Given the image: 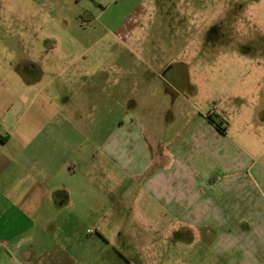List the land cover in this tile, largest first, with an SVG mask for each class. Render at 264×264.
Here are the masks:
<instances>
[{
	"label": "crops",
	"instance_id": "obj_1",
	"mask_svg": "<svg viewBox=\"0 0 264 264\" xmlns=\"http://www.w3.org/2000/svg\"><path fill=\"white\" fill-rule=\"evenodd\" d=\"M68 1L109 30L120 23L110 13L137 0ZM47 2L55 19L63 7ZM84 81L80 93L61 94L56 117H42L40 145L25 133L18 183L4 178L16 159L4 155L13 133L0 126V264H264V171L225 161L226 134L205 113L163 150L153 135L152 147L143 124L112 116L99 86Z\"/></svg>",
	"mask_w": 264,
	"mask_h": 264
},
{
	"label": "rangeland",
	"instance_id": "obj_2",
	"mask_svg": "<svg viewBox=\"0 0 264 264\" xmlns=\"http://www.w3.org/2000/svg\"><path fill=\"white\" fill-rule=\"evenodd\" d=\"M58 4L51 19L47 0H0V126L13 133L2 150L16 159L5 181L24 179L25 133L40 145L44 116L56 117L61 94L80 93L84 80L99 86L103 108L138 120L162 150L190 120L217 112L226 120L225 161L264 171V0H137L110 13L111 22L120 20L110 31L80 19L78 4ZM113 77L122 84L107 82ZM71 83L74 91L58 92Z\"/></svg>",
	"mask_w": 264,
	"mask_h": 264
},
{
	"label": "trees",
	"instance_id": "obj_3",
	"mask_svg": "<svg viewBox=\"0 0 264 264\" xmlns=\"http://www.w3.org/2000/svg\"><path fill=\"white\" fill-rule=\"evenodd\" d=\"M213 115L218 116L220 118H222V116L216 112V113H214L212 115L211 114L209 115V120H210L211 123H213L214 125H216V127H217L218 130H220L221 132H225L226 126L223 127L222 126V123H225L226 120L223 118L220 122L219 121H215Z\"/></svg>",
	"mask_w": 264,
	"mask_h": 264
}]
</instances>
